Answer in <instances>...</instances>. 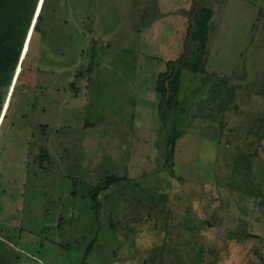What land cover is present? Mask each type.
I'll use <instances>...</instances> for the list:
<instances>
[{
	"label": "rangeland",
	"instance_id": "1",
	"mask_svg": "<svg viewBox=\"0 0 264 264\" xmlns=\"http://www.w3.org/2000/svg\"><path fill=\"white\" fill-rule=\"evenodd\" d=\"M14 88L0 264L260 263L264 0H47Z\"/></svg>",
	"mask_w": 264,
	"mask_h": 264
},
{
	"label": "trees",
	"instance_id": "2",
	"mask_svg": "<svg viewBox=\"0 0 264 264\" xmlns=\"http://www.w3.org/2000/svg\"><path fill=\"white\" fill-rule=\"evenodd\" d=\"M47 0H43L40 11L36 17L40 0H0V125L4 122L7 117V111L9 108L8 103L6 104V99L9 95L11 87L14 88L12 97L14 96L20 77L22 76V71L26 62V58L30 51V46L34 34L40 30V23L42 21V14L45 8ZM203 19L201 22H197L198 30L191 33L188 30L187 37H190L199 43L201 47V52L203 54L204 47L207 38V22L210 18V12L203 14ZM36 17V22L35 21ZM34 23V25H33ZM24 50V51H23ZM197 67L195 66L192 71L197 72ZM168 71L166 72V74ZM71 87L73 83L69 84ZM170 91L174 96L177 95L179 90V73L178 71L173 75L171 81L169 82ZM159 91V89H158ZM162 93V91H161ZM11 97V99H12ZM7 107H6V106ZM171 103L168 104V108ZM0 126V128H1ZM180 136V133L173 135L169 140L170 154L173 153L174 143L176 138ZM114 181L111 183H116L122 180L119 177L112 176ZM108 184L107 187H109ZM106 186L100 188L98 193L94 194L91 198L93 209L98 207L97 197L99 192L108 189ZM246 238H253L254 236L250 234H243ZM91 245L87 248L89 251ZM86 252V254H88ZM259 264H264V256L261 258Z\"/></svg>",
	"mask_w": 264,
	"mask_h": 264
},
{
	"label": "water",
	"instance_id": "3",
	"mask_svg": "<svg viewBox=\"0 0 264 264\" xmlns=\"http://www.w3.org/2000/svg\"><path fill=\"white\" fill-rule=\"evenodd\" d=\"M24 51V50H23ZM160 86V88H161V90H162V87H161V85H159Z\"/></svg>",
	"mask_w": 264,
	"mask_h": 264
},
{
	"label": "bare ground",
	"instance_id": "4",
	"mask_svg": "<svg viewBox=\"0 0 264 264\" xmlns=\"http://www.w3.org/2000/svg\"><path fill=\"white\" fill-rule=\"evenodd\" d=\"M34 23H35V21H34ZM34 23H33V25H34ZM13 87V86H12Z\"/></svg>",
	"mask_w": 264,
	"mask_h": 264
}]
</instances>
